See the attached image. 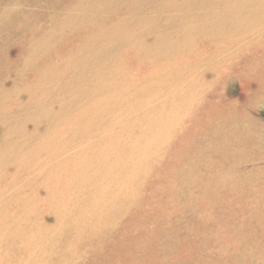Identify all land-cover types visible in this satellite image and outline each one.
I'll list each match as a JSON object with an SVG mask.
<instances>
[{"label":"rangeland","instance_id":"rangeland-1","mask_svg":"<svg viewBox=\"0 0 264 264\" xmlns=\"http://www.w3.org/2000/svg\"><path fill=\"white\" fill-rule=\"evenodd\" d=\"M0 264H264V0H0Z\"/></svg>","mask_w":264,"mask_h":264}]
</instances>
